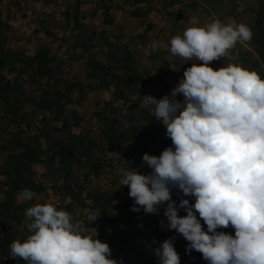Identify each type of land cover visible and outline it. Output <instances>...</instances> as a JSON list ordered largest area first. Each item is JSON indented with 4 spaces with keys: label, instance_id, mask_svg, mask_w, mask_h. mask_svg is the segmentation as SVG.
I'll list each match as a JSON object with an SVG mask.
<instances>
[{
    "label": "trees",
    "instance_id": "trees-1",
    "mask_svg": "<svg viewBox=\"0 0 264 264\" xmlns=\"http://www.w3.org/2000/svg\"><path fill=\"white\" fill-rule=\"evenodd\" d=\"M37 1L48 8L36 16L33 32L55 35L48 26L63 32L64 38L59 46L70 45L79 50L72 57L84 58L86 73L84 77L75 76L71 80L57 78V55L54 47L46 41L36 42L31 54L8 46L10 17L22 14L26 18L27 14L22 0H0V115L6 123L15 126L3 146L6 158L0 166V175L5 177L0 182V264L15 258L10 255V245L16 240L12 225L20 232H28L25 210L46 188L39 181L35 168L41 163H46L56 177L54 187L61 200L59 208L72 216L78 208L101 210L95 223L90 224L85 218L89 227H99L97 223L106 226L107 231L98 239L109 233H119L140 240L146 248L157 249L159 246L155 242L151 245L144 243L141 231L134 230V225L142 223L148 213L142 207L140 211L133 210L134 198L128 194V185H121L119 170L136 168L138 172L148 174L152 169L143 161V155L159 156L166 147L174 148L165 126L142 103L143 96L148 95L142 88L151 83L154 63L159 60V67H166L167 62L162 57L169 49L163 47L145 54L136 47L138 44L146 46L151 38L158 44L167 45V34L173 35L174 29L157 26L148 20L143 31H129L130 27L126 26L112 36V27L118 22L114 10L119 6V0ZM125 1L129 18L147 16L149 10L145 3L148 0ZM180 1H166L167 11L176 13L171 7L182 3ZM5 5L7 13L4 12ZM256 26L249 42L254 46L257 60L251 65L253 69H259L258 74L264 78V24L257 20ZM98 53L106 63L95 59ZM14 68L18 69L20 78L7 75V71ZM26 83H40L39 93L28 94ZM103 88L108 90L109 96L104 100L103 108L94 112L92 124H86L76 111L68 112L74 91L85 97L89 91ZM176 99L182 101L183 95L178 94ZM28 105L32 112H27ZM38 113H43L44 120L52 119L57 123L56 138L43 140V129L27 134L17 127L19 119ZM109 151L112 156L108 155ZM26 188L34 192L32 200L22 199L21 193ZM171 193L178 208L182 198L194 203L195 198L185 196L178 186L172 187ZM217 230L235 234L231 225ZM189 243L185 239L180 246L184 253L196 256L194 264H209L202 253L188 250Z\"/></svg>",
    "mask_w": 264,
    "mask_h": 264
},
{
    "label": "clouds",
    "instance_id": "clouds-1",
    "mask_svg": "<svg viewBox=\"0 0 264 264\" xmlns=\"http://www.w3.org/2000/svg\"><path fill=\"white\" fill-rule=\"evenodd\" d=\"M251 38L247 25L217 19L186 28L167 45L154 41L153 50L167 47L182 63L192 61L170 95L143 96V106L165 126L174 148L159 156L145 153L148 174L119 170L121 185H128L134 198L133 210L155 213L167 202L168 227L209 264H264V78L241 65H210ZM174 186L195 198L194 203L180 200L186 215L178 214L172 200ZM34 195L27 188L21 193L25 201ZM100 212L89 211L87 221L91 224ZM25 217L29 234L11 243V257L27 264H117L97 230L90 235L83 221L58 205L34 203ZM229 225L234 235L217 230ZM155 251L161 264H180L171 238Z\"/></svg>",
    "mask_w": 264,
    "mask_h": 264
},
{
    "label": "rangeland",
    "instance_id": "rangeland-1",
    "mask_svg": "<svg viewBox=\"0 0 264 264\" xmlns=\"http://www.w3.org/2000/svg\"><path fill=\"white\" fill-rule=\"evenodd\" d=\"M24 12L27 14L25 18L22 14H17L14 17H10V28L7 29L8 39L7 44L11 48L24 51L27 54L33 53L35 49L36 42H48L55 49V54L57 55L58 62L56 65L59 67L56 69L55 76L61 80H71L75 76L84 77L86 73V64L84 58L82 59H73V55L78 54L79 50H76L73 46L70 45H59L62 44V38H64L63 32H58L53 26H48L49 30L53 31L55 35L48 36L45 35L44 32L40 31L39 33H34L33 29L36 26L35 18L38 14H43L45 10L48 8L47 6H41V3L37 0H22ZM70 0H62V2L66 3ZM119 6L114 10L115 16L118 18L117 26L112 27V36H116L119 28H126L129 26V31H143L148 22V15L142 17L129 18L127 15V6L128 3L125 0H119ZM152 2L154 0H151ZM235 4L238 6L232 16L230 15V20L234 22V20H238L237 23H243L247 25L251 31H255L257 29L256 21L260 20L264 24V0H234ZM4 7V12L7 13L6 5ZM13 12L14 9H12ZM161 11V10H160ZM226 19H228L226 17ZM53 22V19L50 20ZM98 23V21H95ZM145 22V23H144ZM155 24L157 26H162L167 28L171 27L170 23H163L162 21L155 19ZM173 27V26H172ZM174 29V28H173ZM168 31V30H166ZM168 37L171 34L168 32ZM182 35V32H181ZM154 36V34H153ZM157 42V40L151 38L150 42L144 45L138 44L136 47L138 50H141L143 53L147 54L153 51L152 43ZM158 43V42H157ZM163 47H158L160 50ZM238 49V51L246 52L250 51L253 54L252 62L257 60L256 53L254 50V46L252 43L246 42H237L234 46V49ZM163 59L166 60V67H159V60L155 61V69L151 74V83L147 84L146 92L148 95H152L157 99L162 98L167 95V93L179 83V81L183 78L184 71L187 67L191 66L192 61L189 60L187 62L182 63L179 57H174L170 54V51L163 54ZM96 60H100L102 63H106V59L102 56V54L98 53L95 55ZM157 62V63H156ZM262 69V68H261ZM255 70V69H254ZM258 73L259 69L256 70ZM118 73L123 74V72L119 71ZM7 75L11 78H20V74L17 68L7 71ZM22 80V78L20 79ZM24 80V79H23ZM175 84V85H174ZM40 83H28L25 84L26 92L28 94L39 93ZM109 96V92L106 88L100 89L98 91H89L85 97H81L78 92L74 91L72 94L73 103L68 106V112L72 113L76 111L79 116H82L85 119V122L91 123V119L95 117L94 112L103 108V102ZM27 112H32V108L28 105L26 107ZM43 113H38L37 115H28L27 117L21 118L18 120V128L20 127L27 134H33L39 129H43L44 137L43 140L46 139H54L58 135L56 131L57 123L52 119L44 120L42 117ZM96 119V118H94ZM98 122V119L95 120ZM84 122V123H85ZM82 123V124H84ZM15 130V126L10 125L4 121L2 116L0 115V166L4 163L6 158V151L3 149L5 143H7L10 138V131ZM109 156H112V152H108ZM37 176L40 182L44 183L46 188L41 193L36 195L34 203H44V202H54L56 190L54 186H48V182L54 183L56 177L49 171L48 165L46 163H41L36 166ZM5 177L0 175V182L4 181ZM109 181V178H107ZM50 189V190H49ZM53 190L54 194L51 193ZM0 198H2V194L0 193ZM167 202L162 205H158V212L148 213V216L142 219V223L134 225L141 226V234L142 241L148 245H151L155 242L158 246H160L164 240L171 238L174 243V247H177V252L180 255V264H194L196 263V256L184 253L180 243L185 240L182 234L178 233L174 229H170L168 227L167 217L164 214L165 207ZM90 209H77L74 213V219L81 220L84 222V226L86 230L89 226L86 225L87 214ZM178 212L181 213V216L186 215V210L184 208H178ZM199 218V214L197 213ZM97 220V219H96ZM92 221L95 223V221ZM97 223V222H96ZM201 223L205 230H207V225L201 220ZM98 228V236L107 231L106 226H103L101 223H97ZM142 224V225H141ZM144 224V225H143ZM120 226V225H119ZM118 227V226H117ZM12 231L16 234L15 239H24L29 234L28 232L23 233L20 232L15 225H12ZM5 264H27L26 261H22L18 258H10L5 260Z\"/></svg>",
    "mask_w": 264,
    "mask_h": 264
},
{
    "label": "crops",
    "instance_id": "crops-1",
    "mask_svg": "<svg viewBox=\"0 0 264 264\" xmlns=\"http://www.w3.org/2000/svg\"><path fill=\"white\" fill-rule=\"evenodd\" d=\"M166 1L168 0H154L153 2L148 0L145 6L149 10L147 15L150 22L155 24L156 19L159 22L170 23L171 27L173 26L174 33L168 37V41L176 35H181V32L183 34V31L190 26H203L217 19L223 23H231L233 21L230 20L229 16L235 14L233 9L238 8L234 0H181L182 3H175L171 7L176 12L173 14L167 11ZM237 21L234 20L236 23ZM253 57L250 51L246 52L245 50L240 53L238 49L232 48L221 59L211 61L210 65L214 69H218L228 64H236L254 70L251 65Z\"/></svg>",
    "mask_w": 264,
    "mask_h": 264
},
{
    "label": "water",
    "instance_id": "water-1",
    "mask_svg": "<svg viewBox=\"0 0 264 264\" xmlns=\"http://www.w3.org/2000/svg\"><path fill=\"white\" fill-rule=\"evenodd\" d=\"M111 248L110 258L117 264H161L156 249L146 248L138 239L119 233H109L100 239Z\"/></svg>",
    "mask_w": 264,
    "mask_h": 264
},
{
    "label": "built area",
    "instance_id": "built-area-1",
    "mask_svg": "<svg viewBox=\"0 0 264 264\" xmlns=\"http://www.w3.org/2000/svg\"><path fill=\"white\" fill-rule=\"evenodd\" d=\"M174 85H175V84H174ZM142 91H143V92H146V91H147V90H146V87H143V88H142ZM170 94H171V92L169 91V92L167 93V95H170ZM48 186H54V183H52V182H48ZM49 190H50V189H49ZM51 193L54 194L53 190H51ZM54 203H55L56 205H60V204H61V200H60V197H59V196H56V197H55V199H54ZM95 228H96V229H95ZM96 230H97V236H98V228H97L96 226L88 227L87 232H88L90 235L95 236V232H96ZM135 230L140 231V230H141V226H140V225H139V226H135Z\"/></svg>",
    "mask_w": 264,
    "mask_h": 264
}]
</instances>
